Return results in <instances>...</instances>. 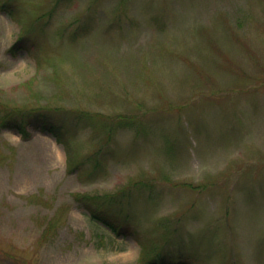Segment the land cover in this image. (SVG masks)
<instances>
[{
    "label": "rangeland",
    "instance_id": "obj_1",
    "mask_svg": "<svg viewBox=\"0 0 264 264\" xmlns=\"http://www.w3.org/2000/svg\"><path fill=\"white\" fill-rule=\"evenodd\" d=\"M2 4L0 264H264V0Z\"/></svg>",
    "mask_w": 264,
    "mask_h": 264
},
{
    "label": "trees",
    "instance_id": "obj_2",
    "mask_svg": "<svg viewBox=\"0 0 264 264\" xmlns=\"http://www.w3.org/2000/svg\"><path fill=\"white\" fill-rule=\"evenodd\" d=\"M10 11H8V14ZM21 42V41H20ZM19 44V42H18ZM17 46V44H15L12 47V50ZM29 116H34V117H38L40 116V119H44V121L49 120L50 119V110H46V111H40V110H33L30 111ZM9 115H7L6 117H1L0 115V126H6L7 128H16L18 130H20L19 125L14 123V121L12 119L14 118H10L8 117ZM56 117V116H55ZM24 117H21V119H23ZM24 120V119H23ZM59 128H62L61 126H59ZM50 131L52 132L53 136L55 137L56 141L62 143V138H61V133L58 131V129H50ZM64 143V142H63ZM94 158V157H93ZM74 200L77 202V204L79 206H84L87 209H89V214L90 217L92 218V220H95L96 222H100L102 223L104 226H106L107 228H109L110 231L112 232H118L116 229V226L114 225V223L111 221V219L108 218V216L106 215V213L103 212H99L96 209H91L92 205L95 204V202L87 197V196H83V195H78L75 194L74 195ZM142 245V244H141ZM143 248V245H142ZM185 259H183V257H179L176 259H171V261H173L174 263L172 264H183L182 262H184ZM150 264H170V263H165V259L164 257H151L150 258ZM188 264V263H187Z\"/></svg>",
    "mask_w": 264,
    "mask_h": 264
}]
</instances>
